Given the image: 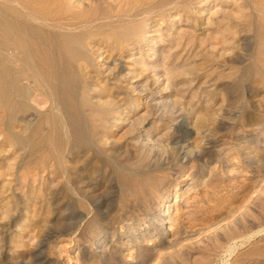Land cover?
<instances>
[{
    "label": "rangeland",
    "instance_id": "obj_1",
    "mask_svg": "<svg viewBox=\"0 0 264 264\" xmlns=\"http://www.w3.org/2000/svg\"><path fill=\"white\" fill-rule=\"evenodd\" d=\"M0 14L43 64L1 62L15 74L0 75V264H264V0H0Z\"/></svg>",
    "mask_w": 264,
    "mask_h": 264
},
{
    "label": "bare ground",
    "instance_id": "obj_2",
    "mask_svg": "<svg viewBox=\"0 0 264 264\" xmlns=\"http://www.w3.org/2000/svg\"><path fill=\"white\" fill-rule=\"evenodd\" d=\"M64 3V2H63ZM17 4V3H16ZM68 4V3H67ZM18 5V4H17ZM22 7V9H23V6H21ZM56 7V6H55ZM57 7H58V5H57ZM65 9V8H64ZM15 10V9H14ZM19 10V9H18ZM49 10H51V9H49ZM53 11V10H52ZM34 12V11H33ZM49 12V11H48ZM67 12V11H66ZM3 13H6V12H3ZM13 13V12H12ZM31 13V12H30ZM25 14H27L26 13V11H25ZM31 14H33V13H31ZM35 14V13H34ZM33 14V15H34ZM58 14V13H57ZM56 14V15H57ZM68 14V13H67ZM19 15V14H18ZM36 15V14H35ZM58 15H60V14H58ZM7 16H9V15H7ZM14 16H15V13H14ZM14 16H12L13 18H14ZM72 16V15H71ZM16 17V16H15ZM27 17H29V15L27 16ZM33 18L35 17V19L37 18V16H32ZM31 17V18H32ZM73 18V17H72ZM10 19H12L11 17H10ZM18 19V18H17ZM19 20H20V15H19ZM27 20V19H26ZM25 20V21H26ZM32 20H34V19H32ZM32 20H31V22H32ZM132 25H134V23L132 24ZM0 26L2 27V32H0V75L1 74H11L12 75V73H14L13 71H11L12 69L10 68V67H8L7 66V64L6 65H4V64H2L1 62H2V60L3 61H5V62H10V63H20L21 64V68L23 69V67H24V70H27L28 72H31V73H34L35 72V74L37 73H39V69H37V64H39V66H41V65H43V64H41L40 65V62L38 63L37 62V64L35 63V61H34V59H33V48L35 47H33L32 48V50L33 51H31V49H30V47H28V45L29 44H27V43H29V42H27L26 41V39H25V31L26 30H24V31H18V28L16 27L17 25H16V23L15 22H13V21H10L8 18H6V15H3V14H0ZM135 26V25H134ZM134 26H132V27H134ZM28 27V26H27ZM132 27H130V29L133 31V29H132ZM36 28V27H35ZM30 29H32V28H30ZM137 29H138V27H137ZM34 31V30H33ZM33 31H31V32H33ZM38 31H40V30H38ZM130 31V30H129ZM27 32H28V30H27ZM30 33V32H29ZM39 33H41L42 34V32H39ZM38 33V34H39ZM139 33V32H138ZM28 34V33H27ZM117 34H118V32H117ZM119 34H120V32H119ZM118 34V35H119ZM125 34H127V33H125ZM35 35H36V33H35ZM54 35V34H53ZM133 35V34H132ZM137 35V34H136ZM38 36V35H37ZM48 36V35H47ZM117 36V35H116ZM120 36V35H119ZM122 36H124V35H122ZM128 37L129 36H131V34L130 35H127ZM138 36H139V34H138ZM35 37V36H34ZM33 37V38H34ZM40 37V36H39ZM45 37V36H44ZM83 37V36H82ZM121 37V36H120ZM120 37H119V40H120ZM133 37H135V36H133ZM137 37V36H136ZM28 38H31L30 37V34H29V37ZM36 39V38H35ZM38 39V38H37ZM125 39V38H124ZM123 39V40H124ZM137 38H135V40H136ZM141 38H139V40H140ZM32 40V39H31ZM122 40V39H121ZM120 40V41H121ZM126 40V39H125ZM34 40H32V42H33ZM42 41V40H41ZM119 41V43H121ZM138 41V40H137ZM44 42H45V40H44ZM128 42V41H127ZM126 42V43H127ZM130 42V41H129ZM56 43V42H55ZM54 43V44H55ZM63 49L66 51V56H67V59L71 62L72 60H80V61H82V60H85V58L88 56L87 54H86V50L84 51V48H83V46H85V45H83L84 44V42L82 41V39L80 38V37H78L77 38V36L75 37H71L70 35H65L64 36V39H63ZM33 44V43H32ZM59 43H57V45H58ZM131 44V43H130ZM134 44V43H133ZM132 44V45H133ZM60 45V44H59ZM121 46H122V44H120ZM127 45H128V43H127ZM30 46H31V43H30ZM52 46V45H51ZM54 46V45H53ZM56 46V45H55ZM45 47V46H44ZM60 47H61V45H60ZM60 47H58V48H60ZM125 47V46H124ZM123 47V48H124ZM127 47V46H126ZM125 47V48H126ZM42 48V47H41ZM128 48V47H127ZM35 49H36V47H35ZM38 49V48H37ZM40 49V48H39ZM42 50V49H41ZM46 50V49H45ZM51 50V49H50ZM51 51H53V50H51ZM35 52V51H34ZM52 53V52H51ZM50 53V54H51ZM54 53V52H53ZM87 53H88V51H87ZM61 54V53H60ZM54 55H55V53H54ZM62 55V54H61ZM39 56H41V55H39ZM58 56H59V54H58ZM44 57V56H43ZM61 57V56H60ZM90 57V56H89ZM37 58H39V57H37ZM62 58H64V57H62ZM50 59V58H49ZM54 59H55V57H54ZM61 58H59V60H60ZM38 60V59H37ZM53 60V59H52ZM63 60V59H62ZM39 61H41L40 59H39ZM50 61V60H49ZM61 61V60H60ZM64 61V60H63ZM62 61V62H63ZM53 62V61H52ZM56 62H58V57H57V61ZM55 62V63H56ZM44 63V62H43ZM46 64H48V59H47V63H45L44 65H46ZM67 64H68V62H67ZM56 65H57V63H56ZM69 65V64H68ZM67 65V66H68ZM20 66V65H19ZM64 67V66H63ZM17 68H19V67H17ZM39 68H41V67H39ZM45 68V69H44ZM44 70L43 69H41L45 74H46V76L47 77H51V76H53L54 74H53V72H54V67L53 66H51V65H47L46 67L44 66ZM56 68H58V65H57V67ZM55 68V69H56ZM68 68H69V66H68ZM67 68V69H68ZM14 70V69H13ZM57 70V69H56ZM62 70V69H61ZM60 70V71H61ZM66 70V69H65ZM72 70V69H71ZM12 73H11V72ZM15 71V70H14ZM23 71V70H22ZM21 71V72H22ZM42 71H40L41 73H42ZM58 71V70H57ZM24 72V71H23ZM22 72V73H23ZM67 72V71H66ZM65 72V73H66ZM68 72H69V69H68ZM71 72V71H70ZM70 72L68 73V74H70ZM44 73H43V75H44ZM15 74V73H14ZM18 74V73H17ZM26 74V73H25ZM36 74V75H37ZM40 74V73H39ZM38 74V75H39ZM53 74V75H52ZM68 74H66V75H68ZM37 75V76H38ZM56 76H57V74H55ZM8 76V75H7ZM27 76V75H26ZM45 76V75H44ZM2 77V76H1ZM0 77V78H1ZM10 77V76H9ZM63 77V76H62ZM61 77V78H62ZM6 78V77H5ZM40 78V77H39ZM44 79V83L46 84L47 82H46V80H47V78H46V80H45V77H43ZM68 78H70L69 77V75H68ZM41 79H42V77H41ZM49 80L51 79V78H48ZM67 79V78H66ZM49 80H47L48 82H49V84H51L50 82L51 81H49ZM6 83H7V78H6ZM11 81V80H10ZM62 81H63V78H62ZM65 82V81H64ZM59 83V82H58ZM57 83V84H58ZM16 84V83H15ZM8 85H10V84H8ZM48 85V84H47ZM56 85V84H55ZM59 85V84H58ZM11 86H13V85H11ZM41 86V85H40ZM22 88H24L23 86H21ZM59 87H61V85H59ZM64 87V86H63ZM19 88V87H18ZM26 89V88H25ZM25 89H23L24 91H25ZM67 89H68V86H67ZM8 90V89H7ZM10 90V89H9ZM63 90V89H62ZM69 90V89H68ZM5 91V88H4V84L2 83V81H0V94H2V95H5L6 93L4 92ZM56 93H57V90L55 91ZM59 92V91H58ZM61 92V91H60ZM64 92L66 93H68V91L66 90L65 91V89H64ZM70 92V91H69ZM24 93V92H23ZM28 92H26L25 91V94H27ZM7 95H9V94H7ZM28 95V94H27ZM2 97V96H1ZM6 96H4V98H5ZM8 97H10V96H8ZM12 97V96H11ZM10 97V98H11ZM65 97H67V96H65ZM13 99V97L11 98V100ZM64 99V98H63ZM8 104H10V103H8ZM69 105V104H68ZM64 106V105H63ZM67 106V105H66ZM14 107V106H13ZM12 107V108H13ZM66 108H68V107H66ZM65 108V109H66ZM58 109V108H57ZM56 109V110H57ZM70 111V110H69ZM58 112V111H57ZM73 122H76V120H73ZM76 125V124H75ZM77 126V125H76ZM156 219H157V217H156ZM157 223H160V224H157ZM162 226V222H160V220H156V223H155V225H154V227L152 228V230H154V232L156 233V235L158 236V234H159V230L160 229H158V228H160ZM155 233H153V234H155ZM114 235H115V231H113L112 232V237H114ZM140 235H142V234H140ZM140 235H137V236H139L140 237ZM136 236V235H135ZM127 237H129V236H127ZM144 237H145V235H142L141 236V241L143 242L144 241ZM149 237H153V235H150ZM141 241H138V240H134V236L133 237H130V238H128V239H126V241L124 242V243H122L121 245H128V244H131V245H134V247L135 248H139L140 247V242ZM95 247L96 248H101L102 250H107V249H104V248H106V246H105V238H102V239H96L95 240ZM127 247V246H126Z\"/></svg>",
    "mask_w": 264,
    "mask_h": 264
}]
</instances>
